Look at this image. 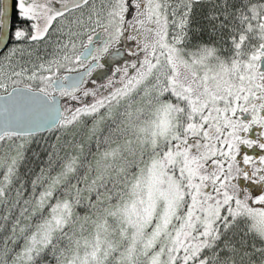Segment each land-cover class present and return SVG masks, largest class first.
I'll return each mask as SVG.
<instances>
[{"label":"snow or ice","instance_id":"1","mask_svg":"<svg viewBox=\"0 0 264 264\" xmlns=\"http://www.w3.org/2000/svg\"><path fill=\"white\" fill-rule=\"evenodd\" d=\"M0 264H264V0H0Z\"/></svg>","mask_w":264,"mask_h":264}]
</instances>
